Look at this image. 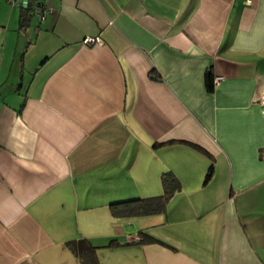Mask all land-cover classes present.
Instances as JSON below:
<instances>
[{
	"label": "crops",
	"instance_id": "0c3cea01",
	"mask_svg": "<svg viewBox=\"0 0 264 264\" xmlns=\"http://www.w3.org/2000/svg\"><path fill=\"white\" fill-rule=\"evenodd\" d=\"M43 1L0 0V264H264V0Z\"/></svg>",
	"mask_w": 264,
	"mask_h": 264
},
{
	"label": "trees",
	"instance_id": "16d2710c",
	"mask_svg": "<svg viewBox=\"0 0 264 264\" xmlns=\"http://www.w3.org/2000/svg\"><path fill=\"white\" fill-rule=\"evenodd\" d=\"M8 4L10 6L16 5L20 11L21 14V24H24V22L29 19L31 16L36 17L37 21L41 23L44 21L47 17V15L51 14L53 12V9L48 6L43 0H7ZM37 4H42L45 8H48L49 11L47 12L45 18L43 20L39 19L34 14V6ZM81 42L83 45L84 39ZM95 38V37H92ZM205 83L208 91H211L214 86V78L212 77V73L210 71H207L205 74ZM169 143L171 141H168ZM165 142H161L159 144L155 143L153 146H158L161 144H164ZM180 143H188L186 141H180ZM192 148H196L199 150V147L195 146L194 144H190ZM162 184L166 188L165 192L161 196L156 197H148V198H138L133 200H128L124 202L114 203L110 206L113 207L119 215L122 216H139V215H148V214H154L158 213L164 210V206L166 202L171 197L172 193L175 192L178 188V181L174 177L172 173H164L162 175ZM144 240L143 237H141V241ZM67 246L76 254L78 255L83 263L85 264H96L97 259L95 256L94 248L85 240H78V241H70L67 243Z\"/></svg>",
	"mask_w": 264,
	"mask_h": 264
},
{
	"label": "built area",
	"instance_id": "2783aa9c",
	"mask_svg": "<svg viewBox=\"0 0 264 264\" xmlns=\"http://www.w3.org/2000/svg\"><path fill=\"white\" fill-rule=\"evenodd\" d=\"M12 1V0H11ZM34 14L41 20H43L47 14V12L49 11L48 8H45L42 4H37L34 6ZM84 43L85 45H100V39L99 37H86L84 39ZM257 102L261 105L262 110H264V91H260L258 98H257ZM127 240L129 242H139L141 241V237L140 236H133V235H128L127 236Z\"/></svg>",
	"mask_w": 264,
	"mask_h": 264
},
{
	"label": "rangeland",
	"instance_id": "374dc122",
	"mask_svg": "<svg viewBox=\"0 0 264 264\" xmlns=\"http://www.w3.org/2000/svg\"><path fill=\"white\" fill-rule=\"evenodd\" d=\"M149 196V195H148ZM144 197H147V196H144Z\"/></svg>",
	"mask_w": 264,
	"mask_h": 264
}]
</instances>
